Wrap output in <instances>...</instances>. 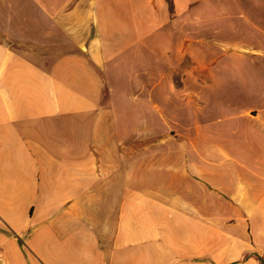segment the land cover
I'll use <instances>...</instances> for the list:
<instances>
[{"label":"crops","instance_id":"0c3cea01","mask_svg":"<svg viewBox=\"0 0 264 264\" xmlns=\"http://www.w3.org/2000/svg\"><path fill=\"white\" fill-rule=\"evenodd\" d=\"M244 22L264 0H0L2 264L264 263V59L205 61Z\"/></svg>","mask_w":264,"mask_h":264},{"label":"rangeland","instance_id":"374dc122","mask_svg":"<svg viewBox=\"0 0 264 264\" xmlns=\"http://www.w3.org/2000/svg\"><path fill=\"white\" fill-rule=\"evenodd\" d=\"M221 27V33L216 36L218 50L207 55L205 61L212 60L220 51V62L245 63L264 59V25L262 29L260 25L244 22L238 25L241 28L228 32L223 30L224 25ZM231 47L233 49L228 51Z\"/></svg>","mask_w":264,"mask_h":264},{"label":"built area","instance_id":"2783aa9c","mask_svg":"<svg viewBox=\"0 0 264 264\" xmlns=\"http://www.w3.org/2000/svg\"><path fill=\"white\" fill-rule=\"evenodd\" d=\"M2 263H3V257H2V255L0 253V264H2Z\"/></svg>","mask_w":264,"mask_h":264},{"label":"trees","instance_id":"16d2710c","mask_svg":"<svg viewBox=\"0 0 264 264\" xmlns=\"http://www.w3.org/2000/svg\"><path fill=\"white\" fill-rule=\"evenodd\" d=\"M262 264H264V263L262 262Z\"/></svg>","mask_w":264,"mask_h":264}]
</instances>
